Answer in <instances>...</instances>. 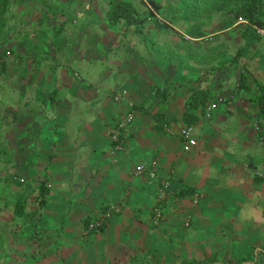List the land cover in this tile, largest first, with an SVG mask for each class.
<instances>
[{
    "label": "crops",
    "instance_id": "1",
    "mask_svg": "<svg viewBox=\"0 0 264 264\" xmlns=\"http://www.w3.org/2000/svg\"><path fill=\"white\" fill-rule=\"evenodd\" d=\"M106 13L99 0L8 2L0 31V53L10 51L6 70L0 69V111L6 112L9 145L0 200L8 201L0 214L12 233L0 264H64L53 252L64 245L75 257L84 249H106L108 263L145 249L155 255L152 263L191 264L181 254L174 258L170 243H194L205 231L217 240L223 232L217 245L234 248L238 234L220 225L228 218L241 222L233 228L238 225L252 238L242 246L243 255L259 254L264 180L257 171L264 163L249 162L262 153L253 100L264 85V34L238 22L220 28L223 19L216 17L206 24L182 20L170 29L148 24L156 46L174 44L170 32L188 40L193 53L180 49L183 58L171 60L166 49L150 51L134 26L107 24ZM210 48L215 54H206ZM124 88L128 101L115 100ZM199 90L207 91L209 100L189 106ZM129 101L135 121L115 153L112 134ZM215 101L218 106L207 116ZM187 111L194 113L193 123L185 119ZM187 124L198 141L190 153L181 137ZM153 160L158 161L155 178L136 173L139 164ZM193 166L200 181L181 172ZM165 182L169 188L161 198ZM194 191L200 194L197 201ZM248 207L250 220L237 219ZM110 209L102 229L87 228ZM207 218L212 224L203 229ZM160 246L161 254H152ZM214 252L197 255L204 260ZM256 260L249 264H261Z\"/></svg>",
    "mask_w": 264,
    "mask_h": 264
},
{
    "label": "trees",
    "instance_id": "2",
    "mask_svg": "<svg viewBox=\"0 0 264 264\" xmlns=\"http://www.w3.org/2000/svg\"><path fill=\"white\" fill-rule=\"evenodd\" d=\"M2 7L0 8V31L4 30L5 13L9 0H0ZM99 4L107 8L106 21L109 25L122 26L130 28L134 26L135 32L144 40L150 51H157L160 53L162 49L168 50L165 56L173 60L174 58H183L180 49L189 50L193 53L188 40L181 34H173L176 37V42L169 47L165 44L155 45L153 39L154 34L148 28V24H156L161 28L170 29V24H178L182 20L197 22L199 24H206L213 18H221L229 21L230 24L237 23L244 24L246 27H256L264 29V0H99ZM208 18V19H207ZM245 20L244 22H239ZM168 47V49L166 48ZM223 54L227 53L226 47L222 50ZM237 53L236 60L240 55ZM9 50H4L0 53V69L6 70L7 55ZM218 53H221L218 51ZM208 55L215 54L214 49L208 50ZM258 91L253 100L256 118L258 120V132L262 139V153L259 159L251 160L250 165L259 167L264 163V85L258 86ZM210 98L205 90L194 91L193 101L189 102V106H195L199 103H205ZM185 119L189 123H193L195 116L192 111L185 113ZM3 116L0 115V154L1 161L6 165L8 163L7 155L8 143L6 139H2L3 133L2 125ZM4 156V158L2 157ZM2 163V162H1ZM264 180V177H262ZM196 191L192 195H194ZM89 222L87 228L89 229ZM103 226L100 227L102 229ZM91 231L95 228L90 229ZM227 264L224 262H216L212 257L205 258L203 264Z\"/></svg>",
    "mask_w": 264,
    "mask_h": 264
},
{
    "label": "rangeland",
    "instance_id": "3",
    "mask_svg": "<svg viewBox=\"0 0 264 264\" xmlns=\"http://www.w3.org/2000/svg\"><path fill=\"white\" fill-rule=\"evenodd\" d=\"M217 25L220 28L225 29L226 27L230 26V22L229 21L224 22V20H223L220 23H217ZM3 113L5 114L6 112H3ZM3 113L0 111L1 116H3ZM3 118H5V117L3 116ZM5 121L6 120H3L4 124H6ZM4 124L2 126L3 127V133L1 134V136H2L1 138L4 140L6 139V144H7L8 139L6 137L7 133H5V131H4V128H6L4 126ZM183 148H184V146H183ZM194 150L195 149H193V148L186 150V153H190ZM5 156H7V155L5 154ZM2 157L4 158L3 155H2ZM6 168H7V164L5 165L4 162L1 161V158H0V171L4 173ZM191 168H193V169L191 170L190 168H188V169L187 168H181V172L185 175V177L189 181L190 180L200 181L203 178V176L196 174L197 171L195 168H197V166H193ZM5 182H7V181H5ZM218 188H219V191H224V189L222 187H220L219 185H218ZM7 201H8L7 198L0 200V206L2 207V205L4 203L7 204ZM6 209L7 208H5V210ZM6 211H8V209ZM240 212L241 213L238 214L237 219H239V220L249 219L250 220V215H251V212H253V211L250 207H248L247 209H244V211L241 210ZM6 220H8V219H3L1 214H0V251L2 249H6L8 238H9L10 234L12 233V232H10V228H9L10 226L8 225ZM211 221H213V219L207 218V220L205 221L206 225H204L203 229H209V226L212 224ZM227 221H229V222L228 223L227 222L221 223L220 225H221V228L225 229V231L232 228L235 230V233L238 234L239 243L237 241L236 246L234 248L227 247V246L224 247L221 244L217 245V243L219 242V239H221L220 237L222 236L223 232H221L219 236H217L215 234L216 235L215 237L216 238L219 237V239L214 240L212 236L209 237L208 231H205V232L199 233L195 236V237H197V236L201 235V236H204V238L197 237V239L195 240L194 243L193 242L189 243L186 241V245L180 246V247H178L177 245L172 246L173 242L170 243L169 248L172 251H174V254H175L174 258L179 259L178 254H181L180 258L182 259V261H186V262L191 263V264H202V260H203L204 256H199L197 254H203L206 256L205 252H209V249H211L212 251H215L214 253H216V254H213V255H215V257H212V258L216 259V262H224V263L232 262L235 264H249L250 262H254L257 258H259L258 263H261V264L264 263V254H263L264 238H261L260 234L257 235L258 239L261 238L259 240V241H261V244L258 245V247L256 249V250L259 249V254L255 250L256 252H254V254L250 253V254L243 255V253L246 249L244 247L242 248V246L246 245L249 242H252V238H249V237L246 238L245 235H247V234H245V232H242L243 230L239 231L238 225H234L235 228H233V224H237L239 222L238 220H236L235 223H233V222L230 223L231 221L228 218ZM239 223H241V222H239ZM213 225H215V224H213ZM229 234L233 235V233H229ZM256 234H257V232H251V236L256 235ZM193 241H194V239H193ZM115 247H119V246H117V244H116ZM161 248L163 249V247L160 246V248L157 251L158 253L155 250H153L152 254H161ZM166 248H168V246ZM68 249L69 248H66L65 245L63 246V248L61 250L60 249H53V252L59 254L58 255L59 260L65 261L64 264H168L169 263V261H162V260L161 261L155 260L154 263H152V260L154 259L153 257L155 255H150L148 252L146 253V251H144L145 249H143L141 251V253L138 254L134 258L123 257V261H119L116 263H114V262L108 263V261L110 259L108 256L110 255V253L108 250L103 249V248L102 249L101 248H93L94 250L92 249L91 251H89L88 249H84V252L83 253L80 252L79 255H77L76 257L74 255L68 254L67 253ZM60 252L62 254H60ZM256 255H257V258H256ZM61 257H63V260ZM1 258H3V256H1ZM4 258L8 260L7 255L6 256L4 255ZM157 259H158V257H157ZM169 259L171 262V257ZM159 260H160V258H159ZM256 262H257V260H256ZM4 264H8V263L6 262ZM229 264H231V263H229Z\"/></svg>",
    "mask_w": 264,
    "mask_h": 264
},
{
    "label": "built area",
    "instance_id": "4",
    "mask_svg": "<svg viewBox=\"0 0 264 264\" xmlns=\"http://www.w3.org/2000/svg\"><path fill=\"white\" fill-rule=\"evenodd\" d=\"M245 20H240V22H244ZM261 33L264 34V29H259ZM114 98L117 101H128V90L126 88L121 89L120 91H117L114 94ZM219 101H225L223 97H220ZM130 109L126 114L123 116V118L119 121L117 129L112 134V139L114 142L113 146V152L116 153V151L120 150L123 147V144L127 141V134L130 131V127L133 125L135 121V110H134V104L129 101ZM218 106V102H212L208 106L207 116H211V111ZM181 137L183 141V146L186 150H189L193 148L195 145H197L198 141L194 132V126L191 124L185 125L181 130ZM157 166L158 161L153 160L149 164L141 163L136 168V173H148L150 178H155L157 176ZM257 173L264 177V169L258 170ZM169 188L168 182H165L163 184V188L160 192V197L163 198L166 195V189ZM200 194H195V201L198 200ZM112 214V209L107 210L105 213L101 214L97 219L92 221L89 224V229L102 226L107 218H109ZM162 216L161 209L157 210L156 219H160ZM191 222V215H187L185 224L189 225Z\"/></svg>",
    "mask_w": 264,
    "mask_h": 264
}]
</instances>
